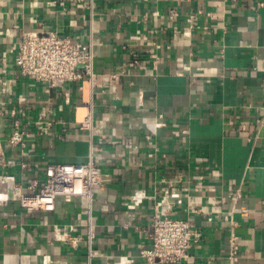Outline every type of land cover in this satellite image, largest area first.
<instances>
[{
    "label": "crops",
    "instance_id": "0c3cea01",
    "mask_svg": "<svg viewBox=\"0 0 264 264\" xmlns=\"http://www.w3.org/2000/svg\"><path fill=\"white\" fill-rule=\"evenodd\" d=\"M41 29L92 48L94 87L48 91L19 75L22 33ZM12 108L27 144H11L14 118L0 119V158L11 163L0 174L43 181L48 164L84 163L94 146L108 180L91 214L81 196L58 197L52 211L1 202L0 264H89V245L91 264H151L140 249L157 206L203 233L181 264H228L233 222L239 263L264 264V0H0V110ZM91 109L93 130L81 128ZM139 190L150 195L128 209ZM67 224L84 237L78 247L55 241Z\"/></svg>",
    "mask_w": 264,
    "mask_h": 264
},
{
    "label": "built area",
    "instance_id": "2783aa9c",
    "mask_svg": "<svg viewBox=\"0 0 264 264\" xmlns=\"http://www.w3.org/2000/svg\"><path fill=\"white\" fill-rule=\"evenodd\" d=\"M160 44L156 48L160 49ZM154 68H157L159 56L153 53ZM135 63L139 62V57H135ZM16 64L19 68V75L31 77L35 81H43L47 84V90L63 85L70 81H88L90 87H94L95 69L94 53L91 47H87L81 40L72 38L69 35H62L56 31L35 30L23 31L22 39L16 54ZM112 75L111 79H115ZM1 90L11 91L10 82L6 81ZM141 96L143 93L141 92ZM16 108L8 112L0 110V119L9 121L10 117L14 120L10 127L9 141L11 144L26 146L27 132L21 128L20 121L16 117ZM39 132H48L52 122L46 119V114H40L36 121ZM158 122L157 125H163ZM81 128L93 130L92 109L86 119L80 122ZM65 130V129H64ZM96 148L91 147L89 158L84 163L63 164L51 163L45 169V179L38 178L31 180L29 184L23 186L18 183L13 174H0V203L10 199L17 200L22 209L27 211H52L56 207L58 197L66 201L73 197L81 196L87 201V209L91 214V204L97 187H105L107 180L103 177V172L96 160ZM0 164L11 165L4 160ZM28 164L22 163V168ZM5 188H8L6 190ZM150 195L147 190H139L133 194L126 207L133 209L143 202L146 196ZM239 195V194H238ZM176 202H182L179 194H171ZM236 198V197H235ZM168 192L164 195L161 202L171 201ZM160 202V203H161ZM212 216H208L211 220ZM237 223L233 222L228 247V264H240L241 256L238 235L235 232ZM90 239L93 238V224L89 223ZM74 225H64L54 228L55 241L62 242L71 247H78L84 240L81 234L74 235ZM146 235L150 240V246H143L140 255L151 264L174 263L181 264L189 255V248L192 243L202 240L203 233L197 229L189 218H177L171 213V207L161 209L155 208L151 222L146 228ZM97 256L91 245L88 249V258L91 262ZM50 260H45L48 264ZM89 262V264H91ZM51 264H59L58 262Z\"/></svg>",
    "mask_w": 264,
    "mask_h": 264
}]
</instances>
